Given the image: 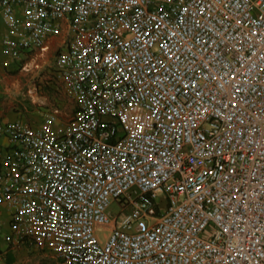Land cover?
Segmentation results:
<instances>
[{
    "label": "built area",
    "instance_id": "built-area-1",
    "mask_svg": "<svg viewBox=\"0 0 264 264\" xmlns=\"http://www.w3.org/2000/svg\"><path fill=\"white\" fill-rule=\"evenodd\" d=\"M55 38L72 108L0 123V241L60 264H264V0H0L4 66Z\"/></svg>",
    "mask_w": 264,
    "mask_h": 264
},
{
    "label": "rangeland",
    "instance_id": "rangeland-1",
    "mask_svg": "<svg viewBox=\"0 0 264 264\" xmlns=\"http://www.w3.org/2000/svg\"><path fill=\"white\" fill-rule=\"evenodd\" d=\"M56 48L54 47L45 54L39 68L32 66L30 72H24L21 69L7 72L5 76L10 78L8 79V88L6 85V94L4 98L10 100L18 95H20L21 98H27V105L32 107L35 106L33 111L39 110L42 107L56 106L58 103L69 104L70 100L61 82L55 76ZM29 84L32 85L30 93ZM34 98L37 104L31 103ZM110 212L114 216L121 215V220L130 211L126 209V211L122 212L120 205L114 202L110 207ZM159 214H161V211H159ZM214 233V227H210L204 234V237H211ZM28 255L29 258L34 257L32 256L33 254ZM37 256H39L36 259L38 264H60L55 260L53 255L47 251H41Z\"/></svg>",
    "mask_w": 264,
    "mask_h": 264
},
{
    "label": "crops",
    "instance_id": "crops-1",
    "mask_svg": "<svg viewBox=\"0 0 264 264\" xmlns=\"http://www.w3.org/2000/svg\"><path fill=\"white\" fill-rule=\"evenodd\" d=\"M60 42L59 38L52 39L50 43V50L58 45ZM49 52V51H48ZM47 52V53H48ZM35 56H30L21 62L20 64L10 63L7 66H4L5 57L0 58L1 68V85H0V123H9L14 121H24L31 124L38 125L41 122V118L38 115V110L33 111L35 108L27 105V98H21L20 95L16 96L13 99L8 100L4 98L6 92V85L8 88V79L10 77L5 76L7 72H11L17 69H21L24 72H30L32 70V66L36 67V65L42 63V58L34 59ZM29 67V71L24 69V66ZM39 65V66H40ZM39 68V67H38ZM32 85L29 84V93L31 92ZM9 91V90H8ZM36 99L34 98L31 103H35ZM69 102V101H68ZM59 105V103L57 104ZM62 110L70 111V107L72 108L71 102L69 104L60 103ZM8 147L7 140L5 138H0V149L5 150ZM35 249L31 248H13L9 246L4 241H0V264H38L36 260L39 254ZM28 254H33V258H29ZM26 256V257H23Z\"/></svg>",
    "mask_w": 264,
    "mask_h": 264
}]
</instances>
